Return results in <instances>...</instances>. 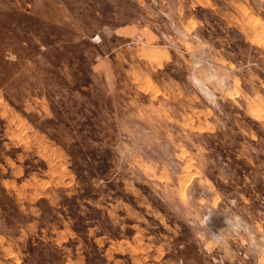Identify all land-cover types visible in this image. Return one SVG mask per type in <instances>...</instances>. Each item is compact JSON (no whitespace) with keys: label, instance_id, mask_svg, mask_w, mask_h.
Masks as SVG:
<instances>
[{"label":"rangeland","instance_id":"rangeland-1","mask_svg":"<svg viewBox=\"0 0 264 264\" xmlns=\"http://www.w3.org/2000/svg\"><path fill=\"white\" fill-rule=\"evenodd\" d=\"M0 264H264V0H0Z\"/></svg>","mask_w":264,"mask_h":264},{"label":"crops","instance_id":"crops-1","mask_svg":"<svg viewBox=\"0 0 264 264\" xmlns=\"http://www.w3.org/2000/svg\"><path fill=\"white\" fill-rule=\"evenodd\" d=\"M134 32V29H132L131 27H126V28H124L123 30H121V31H116V32H113V33H115V36L117 37V39L119 40V42L121 43H125L124 42V40L126 39V38H129L130 36H131V34ZM114 49H119V46L118 47H115ZM101 63H103L104 64V61H102ZM100 63V66H99V68H103L104 67V65H102ZM105 68V67H104ZM173 81H167V83L168 84H170V83H172ZM164 83V80H162V79H160V80H157V81H155V84H156V86H157V84L159 85V84H163ZM178 83H180V82H178ZM180 85V84H179ZM163 94H166V95H168V97H170V99L171 100H174V101H177V106H175L176 107V110L179 112V113H183V101H182V94H181V91L180 90H174V91H169V92H167V91H165L164 89H161L160 90V92L158 93V95H163ZM183 122V121H182Z\"/></svg>","mask_w":264,"mask_h":264},{"label":"built area","instance_id":"built-area-1","mask_svg":"<svg viewBox=\"0 0 264 264\" xmlns=\"http://www.w3.org/2000/svg\"><path fill=\"white\" fill-rule=\"evenodd\" d=\"M142 39H143V37L141 34H135V36L133 38L128 40V45L130 47H132V46L142 42ZM92 40L98 43L101 41V38L99 37V34H95Z\"/></svg>","mask_w":264,"mask_h":264}]
</instances>
